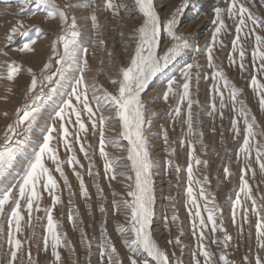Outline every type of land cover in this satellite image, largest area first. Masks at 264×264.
<instances>
[{
  "label": "rangeland",
  "instance_id": "1",
  "mask_svg": "<svg viewBox=\"0 0 264 264\" xmlns=\"http://www.w3.org/2000/svg\"><path fill=\"white\" fill-rule=\"evenodd\" d=\"M115 3L126 5L127 8H121L119 15H114L113 11L107 9L106 0H95L93 7H87L89 0H56V3L63 8L68 3L72 7L68 8V16L75 17L78 28L81 32L79 38L80 59L70 63L64 77L59 83L52 87L55 91L44 102L37 122L33 125L29 134L30 140L25 146V151L18 158L15 166L0 178V195L6 190L13 189L16 182L23 175V169L33 158L35 152L39 151L43 142V137L47 135V130L53 124L59 131L58 119H55V113L63 107V102L68 98L67 94L78 78L83 60L87 59L88 65L85 70V78L89 84L103 86L109 92L115 93L116 86L111 83L113 79H119V69L127 67L130 60V54L133 47H126L129 43L134 46V41L129 40L135 30L142 24L143 17L135 9L134 0H114ZM182 0H154L158 14L162 20L170 17V14ZM248 6L253 15L260 20H264V2L255 0H242ZM226 0H187V6L177 15L178 34L184 35L189 41L190 46L179 57L176 58L168 68L158 73L150 82L149 87L142 94V99L147 106L148 118L152 121L149 130V150L151 158L155 161L157 167L153 174L154 189V215L152 217L151 231L158 245L169 254L173 261L180 259L183 264H189L192 254L198 250L200 243L192 235V218L190 216L191 205L188 203L187 187L188 174L187 167L193 165L194 179L202 180L207 176L209 183L205 184V190L209 193V199L215 198L216 205L221 209L217 213L218 221L222 214L223 226L227 233L232 237L228 248L218 247L211 244V234L209 240L205 241L209 245V250L215 253L216 258L223 251L230 264H243V258L248 257L249 264H255L254 258L257 254L264 256V251L258 247L259 241L255 235L254 225L258 217L249 211L248 221L245 222L241 210H236L235 221H233V205L240 188V169L241 161L237 160L236 153L242 144L243 124L241 123V137L233 140L232 119L235 117L229 108L224 110V117L220 119L218 113L209 116L211 103L214 93L212 91L213 81L210 79L212 70L206 64V49L212 46L211 36L215 27V8H225ZM21 5L18 0H0V144L4 143L7 126L15 120V112L29 101L25 99L26 89L30 85L31 74L28 69H32L37 75L52 57L53 71L56 65V57L53 56L51 44L62 34L64 25L58 18L51 19L47 16L48 9L37 5L34 0L27 8L21 12ZM97 16L99 27H93L91 15ZM228 30L222 33L221 38L224 46H216L214 50L215 62L224 71L228 79L234 86L242 92L243 99L251 113L257 117L256 131L264 130V111H261L258 100L251 87V78H257L264 83V77L258 76L256 68L251 61V50L254 44V36L249 38V44L246 45V71H241L238 67V54L232 52V41L235 38V23L227 19L225 15ZM22 23V27H20ZM13 28H17V33L9 41L7 36ZM260 30H258L259 32ZM22 33H27L22 34ZM125 33L126 35H121ZM103 40L101 44L99 41ZM32 41H35L33 44ZM25 44H29L32 51H20ZM170 40L167 33H161V54L169 46ZM201 47L202 51L197 53L195 47ZM58 51L62 52V45H58ZM230 57L237 59V64L230 62ZM191 63H198L200 67L201 79L199 82L192 81V99L199 101V106L193 105V114L196 116L194 130L202 132V137L195 138V153L190 156L186 119V102L182 106V115L176 118L173 109L176 106V98L170 97L168 102L163 99V92L167 89V82L170 79L182 78V72L186 66ZM10 64L18 65L21 71L12 81L7 79L8 66ZM196 69H193L195 74ZM208 77V78H205ZM47 88L45 91L47 92ZM91 96V94H89ZM227 95V94H226ZM217 107L219 98L216 97ZM92 106L96 105L92 102ZM7 113V116L4 115ZM170 113H173L170 115ZM198 114V115H197ZM98 116L101 113L97 114ZM102 115L106 118L103 125V136L106 141L105 151L108 153V159L115 161L114 172L115 179H111L105 174V159L100 155V125L92 130L90 123L85 122L89 127V132L80 133V142H75V137L70 136L72 142V151H68L63 144L62 138L58 133H53L54 139L51 144L58 148V157L62 161V167L68 180L65 185L64 179L55 172V165L48 157H45L46 166L52 169L53 176L56 178L59 188L56 195L60 196L61 202L53 207L52 197L48 192H42L40 201L41 211L33 213L31 226L28 222V215L24 202L22 201V214L25 220L22 221V234L19 238L23 242L25 251L30 250L34 264H55L52 256V249L49 245L46 248L44 244L47 238V219L45 209L52 211L54 220L60 225V231L66 233V240L70 243V248L59 249L62 256V264H101L100 252L106 234L112 240L117 248V255L123 261V264H129L133 253L122 243L123 237L118 232V227L127 224L124 210L119 212L115 210L114 202L118 203L121 199H130L126 193L129 191L127 185L132 183L119 175L121 172H129L130 161L127 159V141L123 140L121 133L123 131L118 117L111 108H105ZM75 117H73V120ZM70 132H75L76 126L68 124ZM215 128V132L212 129ZM168 134V141L165 142L164 132ZM257 139H261L257 137ZM109 140H116L118 143H108ZM81 144L88 153L85 158L80 151ZM75 156L79 161L75 171L80 172L88 188L91 199L85 200L81 195L79 188V179L74 175L73 168L68 165L67 160ZM201 161H207V166L203 164L196 166L194 158ZM171 161V167L169 166ZM79 165H83L80 167ZM91 165L92 175H88ZM176 166L181 171L177 174ZM256 167V175L252 177L251 173L246 177L252 187V195L257 200L258 205H264V175ZM228 168L231 176H226L224 169ZM97 173L99 175H97ZM70 186V187H69ZM192 187L198 194L200 185L193 183ZM99 189H102L101 193ZM117 193L118 195H114ZM241 199L245 207L251 208L250 201ZM71 201V203H69ZM103 204L105 212L99 211V205ZM203 205L204 201L200 200ZM11 204L5 206V218L3 219L4 232L0 234V261L8 264L9 246L7 245V216L11 209ZM75 213L79 217L80 223L76 228L72 227L69 221V215ZM206 216V213H203ZM177 216L176 221H172L173 216ZM40 219L36 220L35 217ZM33 231L35 236L32 235ZM181 232L183 235H181ZM83 233L87 234L91 245L88 248L82 242ZM217 238L222 239L223 233H216ZM180 237V244H175V239ZM172 240L173 243H168ZM74 249V251L72 250ZM138 260L150 258L139 254ZM202 259V258H201ZM19 264V261L17 262ZM106 264V261H105ZM151 264V262H150Z\"/></svg>",
  "mask_w": 264,
  "mask_h": 264
},
{
  "label": "snow or ice",
  "instance_id": "2",
  "mask_svg": "<svg viewBox=\"0 0 264 264\" xmlns=\"http://www.w3.org/2000/svg\"><path fill=\"white\" fill-rule=\"evenodd\" d=\"M33 0H18L21 5L20 11L23 12ZM37 5L44 6L48 9L47 16L51 19L58 18L64 28L62 34L58 39L51 44L53 56L56 57V65L53 71L52 57L48 58V62L43 64L40 74L37 75L32 69H28L31 74L30 85L26 89L25 103L18 107L15 112V120L7 126L5 133V140L0 144V178L4 177L6 173L12 169L25 151V146L30 140V133L33 125L37 122L44 102L50 97L55 88L54 84L60 82L64 77L66 70L70 63L74 60L80 59L79 38L81 32L78 28L75 17H69L67 9L72 5L66 3L61 8L56 0H34ZM255 3V0H250ZM264 2V0H262ZM95 0H89L87 7H93ZM226 7L215 8V23L216 27L211 36L212 46L206 49V64L212 70L210 79L213 81L212 91L214 93L211 103V111L209 116L214 114L219 115L220 119L224 117V110L229 108L235 113L232 119V131L234 133L233 140L241 137V123L243 124V138L242 144L236 153L237 160L241 161L240 169V188L239 193L243 195L244 201L251 202V208L244 206L241 195L238 194L233 205V221H235L236 210L240 209L242 217L245 222L248 221L249 211L255 214L258 219L254 225L255 235L259 241L258 247L264 251V205H258L257 200L252 195V187L249 180L246 178L249 173L252 177L256 175V167L259 172L264 175V130L256 131L257 117L251 115L246 102L241 99L242 92L239 88L234 86L228 79L225 71L216 64L214 50L216 46H224V41L221 38L222 33L227 32V19L235 23V38L232 41V52L238 54V67L241 71H246V45L249 44V38L254 36V44L251 50V61L256 68L258 76L264 77V20L258 19L253 15L251 9L246 6L242 0H226ZM135 9L142 14V24L135 30L134 34L129 36L132 43L126 47H133V52L130 54V60L127 67L119 69V79L111 80V83L116 86L115 93L107 91L103 86L95 83L89 84L85 78V70L87 69L88 61L83 60V67L81 68L78 78L75 79L74 85L71 86L68 92V98L63 102L61 107L55 113V119H58L59 131L55 124L47 130V135L43 137L42 145L39 151L35 152L33 158L27 163L23 169V175L13 186V189L6 190L0 195V234L4 232L3 219L5 218V206L11 204L10 212L7 216V245L9 246V260L8 264H34L30 250L25 251L23 242L19 238L22 234V221L25 216L22 214V204L26 208L28 215V222L31 226L33 220V213L41 211L40 201L42 199V192H48L52 197L53 207L60 203V196L56 195V190L59 184L53 176L52 169L46 166L45 157L52 161L55 165V172H58L60 177L64 179L65 185H68L67 177L65 176L62 161L58 157V148H54L51 142L57 137L53 133H58L62 138L64 147L68 151H72V142L69 141L70 136L75 137V142H80V133L89 132L84 116L86 114L87 121L91 125L92 130H96L98 123L100 125V155L105 159L104 171L106 175L111 174L110 178L115 179L114 172L115 161L108 159V153L105 151V139L103 136V125L105 117L102 112L105 108H111L115 112V117H118L121 126V137L127 141V159L131 162L129 172H121L119 175L132 183L127 185V197L130 199H121L118 203L114 202L115 210L119 212L124 210L127 219L126 225L118 227V232L123 237L122 243L127 246L133 256L129 260V264H141L137 256L139 254L146 255L149 259H144L142 264H183V261L171 259L175 254H169L163 250L153 237L151 231L152 217L154 215V189H153V174L157 165L151 158L149 150V130L152 126V121L148 118L147 106L142 99V94L149 87L150 82L158 73L176 60L186 49L190 46V41L182 34H178L177 15L181 13L187 6V0H182L181 4L175 8L170 14V17L162 20L158 14L154 0H134ZM106 7L113 11L114 15H119L120 9L127 8L126 5L115 3L114 0H106ZM93 27H99L97 23V16L95 14L90 17ZM22 27V23L19 25ZM258 30H260L258 32ZM18 29L13 28L7 39L11 41ZM167 33L169 37V46L161 52V33ZM27 34V33H22ZM121 35H126L121 33ZM101 44L103 40L99 41ZM34 44L35 41H32ZM58 45H62V52L58 51ZM20 51H32L29 44H25ZM195 51L200 53L201 47L196 46ZM231 64H237L235 57H230ZM200 65L198 63L188 64L182 72L181 79H170L167 82V89L163 92V99L168 102L170 97L176 98V106L173 113L176 118L182 115V106L186 102V119L184 123L187 125L188 136L192 139L188 140L190 148V156L195 153V138L202 137L203 133L196 132L194 125L196 124V116L193 114V105L199 106V101L192 99V81L199 82L201 79ZM193 69H196L195 74ZM21 71L20 66L10 64L7 71V79L12 81L14 77ZM208 78V77H205ZM251 87L255 93L258 105L261 111H264V83H262L257 76L251 78ZM47 88V92L45 91ZM91 94V96L89 95ZM227 94V95H226ZM216 97L219 98L217 107ZM92 102L96 107L92 106ZM101 113V115H97ZM173 113H170L172 115ZM7 116V113H4ZM198 115V114H197ZM73 117L75 119L73 120ZM76 126L75 132H70L67 127L68 124ZM215 132V128L212 129ZM260 137L261 139H257ZM165 142L168 141V134L165 131L163 136ZM108 143L116 144L118 141L109 140ZM80 151L84 153L85 158H88V153L83 144H81ZM194 158V157H193ZM69 166L73 168L74 175L79 179V188L81 195L85 200L91 199L87 186L80 172L75 171L79 161L75 156L67 160ZM171 167V161L168 162ZM196 166L203 164L207 166V161H201L194 158ZM83 167V165H79ZM177 174L181 171L179 166H176ZM226 176H231L228 168L224 169ZM188 187L187 196L188 203L191 205L190 216L192 218V235L200 242L197 246L198 250L192 254L189 264H230L227 256L223 251L220 252L218 260L214 252L209 250V245L205 241L209 240L211 234V244L218 247L222 246L224 249L228 248L229 241L232 237L227 233L223 226L222 214L219 218L217 213H221V209L216 205L215 198L209 199V193L206 192L204 185L209 183L207 176L202 180L194 179L193 165L189 164L187 167ZM88 175H92L91 165L89 167ZM97 175H99L97 173ZM193 183L200 185L198 194L192 187ZM70 187V186H69ZM102 193L103 190L99 189ZM114 195H118L114 193ZM200 200L204 204H200ZM71 203V201H69ZM99 211L105 212V207L101 203ZM47 219V238L44 240L45 247L51 245L52 256L55 264H62V256L59 249L70 248V243L66 240V233L60 231V225L54 220L52 211L45 209ZM206 213V216L203 214ZM36 220L40 217L36 216ZM73 228H76L79 223V217L73 213L68 217ZM177 216L172 217V221H176ZM223 233V238L216 237V233ZM35 236V232L32 233ZM181 235L183 233L181 232ZM82 242L90 248L86 233L82 235ZM168 243H173L169 240ZM175 244H180V237L175 239ZM74 251V249H72ZM2 251V249H0ZM101 264H123V261L117 255V248L113 244L110 237L107 236L105 230V238L100 252ZM202 258V259H201ZM255 264H264V256L257 254L254 258ZM0 264H3L0 261ZM243 264H249L248 257L243 258Z\"/></svg>",
  "mask_w": 264,
  "mask_h": 264
}]
</instances>
